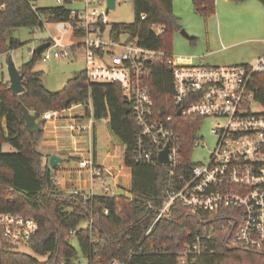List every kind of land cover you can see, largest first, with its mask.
<instances>
[{"label":"built area","instance_id":"1","mask_svg":"<svg viewBox=\"0 0 264 264\" xmlns=\"http://www.w3.org/2000/svg\"><path fill=\"white\" fill-rule=\"evenodd\" d=\"M26 1L37 10V0ZM55 6L67 7L68 14L54 20L50 15L39 13L37 30H49L51 24L59 33L40 42H48L40 52L41 58L48 61L79 57L86 64L87 81L121 86L135 120L134 160L167 166L163 203L156 209L155 219L144 235L168 216L172 208L181 205L197 214L201 221L199 227L188 233L187 240L179 244L177 252L182 264L199 255L215 253L220 245L224 249L263 250L264 110H255L260 102L256 97L259 86L254 84L253 75L264 73V53L248 64L218 66L205 63L201 57H196L197 63L179 64L173 53L150 49L132 37L129 30L115 28L109 19L107 0H56ZM0 8L4 9L5 3ZM153 27L160 32L165 30L160 25ZM68 34L75 41H64ZM35 51L37 48L31 54ZM161 66L170 72L171 106L179 115L202 121L208 117L217 120L210 128L215 144L206 162L192 161L195 148L205 146L199 136L202 122L192 143L191 158L184 161L182 136L173 125L174 113L156 103L152 78ZM71 106L93 111L91 101ZM66 108H52L43 112L42 117L45 120L62 118ZM70 128L81 131L88 127L71 122ZM166 148L168 162H161V152ZM79 166L104 183L107 168L96 162L93 148L79 160ZM109 190L107 185L105 193ZM73 192L88 195L80 189ZM38 228L39 223L33 217L0 212L1 237L17 250L28 246ZM166 248L162 244L150 251L159 253ZM109 264L122 263L113 259Z\"/></svg>","mask_w":264,"mask_h":264},{"label":"trees","instance_id":"2","mask_svg":"<svg viewBox=\"0 0 264 264\" xmlns=\"http://www.w3.org/2000/svg\"><path fill=\"white\" fill-rule=\"evenodd\" d=\"M236 3L246 0H232ZM264 7V0H259ZM0 54L10 52L22 43L7 39L9 29L37 26L39 13L62 19L67 7L49 6L34 10L26 0H0ZM135 20L115 24L129 30L132 37L150 49L171 54L170 36L179 27L180 17L173 9V0H133ZM194 9L208 17L216 12V0H193ZM146 15L142 18V15ZM164 27L156 30L153 25ZM194 39V37H191ZM33 59L20 66L25 91L13 94L8 81L0 80V212L9 211L33 217L39 223L31 237L30 249L47 258L41 260L12 247L0 234V264H79L80 255L72 242L76 237L87 264H109L113 259L122 264H182L178 254L189 232L201 225L199 216L181 205L172 208L152 230L156 209L163 203L167 166L138 163L134 160L135 120L121 86L86 80L84 70L70 77L59 91H49L34 63L41 58L35 51ZM248 64V63H245ZM158 70V71H157ZM156 70L152 85L157 105L174 113V127L180 131L183 160L191 158L192 143L197 136L201 118L184 117L172 108V79L167 67ZM258 102L264 107V73L253 75ZM80 102H92L96 120L109 117L111 131L125 145L124 163L132 171L131 194L64 193L55 185L48 166L42 164L39 142L43 136L42 113L52 108L64 109ZM25 105L37 117L41 129L29 133L23 117ZM8 143L13 151H4ZM107 210V211H106ZM87 222V225H83ZM166 244L164 252L153 253V246ZM142 249V251H140ZM185 264H264V249H224L222 245L211 254H202Z\"/></svg>","mask_w":264,"mask_h":264},{"label":"rangeland","instance_id":"3","mask_svg":"<svg viewBox=\"0 0 264 264\" xmlns=\"http://www.w3.org/2000/svg\"><path fill=\"white\" fill-rule=\"evenodd\" d=\"M39 8L55 6L56 0H37L35 2ZM252 5L251 8L245 7ZM216 12L208 17H203L194 9L193 0H176V9L182 12L179 17V27L173 29L170 36V44L175 61L179 64L197 63L196 57H201L205 63L212 65H236L241 63H253L258 56L264 53V43L256 42L258 33L262 31L264 37V7L259 0H246L236 3L232 0H216ZM109 19L113 24L132 23L135 20L133 0H117L116 6L109 10ZM185 30L191 37L183 35ZM59 33L54 25H49V30H37V26H20L8 30L7 39H17L22 44L11 50L14 63L20 68L23 63L33 59L31 51L36 46L50 36H57ZM64 41H75L71 35H67ZM0 55V80L8 81V66H6L7 56ZM34 70L41 72V80L49 91H59L63 89L70 77L76 72L83 71L86 64L79 58H50L44 61L38 58ZM10 84V83H9ZM82 108H77L80 110ZM255 110H264L259 103L255 105ZM107 117L101 121H106ZM103 121V122H104ZM217 122L215 118L208 117L202 121L199 136L205 146H197L192 154V161L203 163L207 161L209 152L214 148L215 136L211 132V127ZM125 149V145H121ZM4 151H13L8 144H3ZM87 173V172H86ZM87 176V174H86ZM98 182V181H97ZM131 181L124 183L121 189L113 187L107 193L131 194ZM97 191H102L99 184ZM83 225H87L84 222ZM72 242L80 255L79 264H87L83 254H81L79 243L76 237ZM27 252L36 258L44 260L46 255L34 253L29 246H21L20 251Z\"/></svg>","mask_w":264,"mask_h":264},{"label":"crops","instance_id":"4","mask_svg":"<svg viewBox=\"0 0 264 264\" xmlns=\"http://www.w3.org/2000/svg\"><path fill=\"white\" fill-rule=\"evenodd\" d=\"M245 7L251 8L252 5ZM173 9L178 16L182 13L176 9V0H173ZM254 39L264 43L262 31ZM62 116L52 120L44 119L43 136L39 142L44 166L50 168L49 159L53 154L62 158L55 167L50 168L55 185L60 191L71 193L74 189H80L86 194H104L107 185L110 189L115 187L118 190L124 183L131 181V168L124 163L125 149L121 146L120 139L111 131L109 117L104 122L96 120L89 108L81 106H69ZM71 122L78 127L88 128L72 131ZM90 148L94 150L96 162L107 168L104 183L93 178L89 170L79 166V160L87 156ZM97 184L102 191L96 190Z\"/></svg>","mask_w":264,"mask_h":264},{"label":"water","instance_id":"5","mask_svg":"<svg viewBox=\"0 0 264 264\" xmlns=\"http://www.w3.org/2000/svg\"><path fill=\"white\" fill-rule=\"evenodd\" d=\"M117 0H107L108 8L113 9L116 6ZM184 36L191 37L185 30H182ZM48 46V42L40 43L36 46L39 52H43L46 47ZM6 66H8V76H9V83H10V90L13 94L21 93L25 91V85L23 82V74L20 72V68L15 65L12 55L9 54L7 56ZM69 104V100L64 102V107L66 108ZM23 109V117L26 120V128L29 133H35L36 131L41 129V125L35 116L32 114L31 111L25 106H22ZM168 148L161 152L159 160L161 162H168L167 157ZM62 158L57 154H53L49 159L50 168L55 167Z\"/></svg>","mask_w":264,"mask_h":264}]
</instances>
